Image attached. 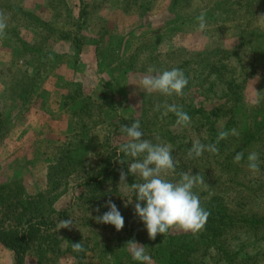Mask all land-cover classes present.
I'll list each match as a JSON object with an SVG mask.
<instances>
[{"label": "rangeland", "instance_id": "obj_1", "mask_svg": "<svg viewBox=\"0 0 264 264\" xmlns=\"http://www.w3.org/2000/svg\"><path fill=\"white\" fill-rule=\"evenodd\" d=\"M0 12L8 18L0 36V231H19L26 220L38 226L25 264H138L131 240L145 246L149 264H264V0H0ZM149 67L183 70L184 95L144 91ZM171 104L190 126L162 117ZM137 120L143 139L172 145L176 172L165 179L200 174V200L234 216L209 231L214 242L201 236L210 221L196 234L148 237L135 194L119 187L134 159L119 152L127 142L120 128ZM232 129L238 135L221 140L219 154L188 158L194 141L212 144ZM250 152L259 156L255 173ZM126 182L142 181L128 173ZM108 200L124 217L120 231L96 220ZM68 219L73 226L58 230ZM79 242L85 251L77 253ZM170 250L178 256L169 259ZM0 264H14L1 244Z\"/></svg>", "mask_w": 264, "mask_h": 264}, {"label": "clouds", "instance_id": "obj_2", "mask_svg": "<svg viewBox=\"0 0 264 264\" xmlns=\"http://www.w3.org/2000/svg\"><path fill=\"white\" fill-rule=\"evenodd\" d=\"M7 17L0 12V36L5 34L7 28ZM197 20L199 30L205 31L207 20L205 13H201ZM258 20L264 24V14L258 16ZM140 87L151 94L158 92L165 96H183L184 89L188 85L183 70L173 68L171 70L158 71L155 67L148 68V74L142 76L139 81ZM165 111L162 117L173 113L177 117L176 125L188 127L191 124V117L183 111L182 107L171 104L164 106ZM160 106L156 107L159 111ZM120 131L127 137V142L123 143L119 152L126 157L134 158L128 166V173L138 176L142 182L127 184V175L123 170L120 172L119 187L130 188L135 194V214L145 225L148 237L155 240L157 235H165L170 229H180L184 232L196 234L203 230L210 212L201 205L199 195L194 192L198 185H204V177L192 175L191 172L180 173L179 180L173 182L165 177L175 174L176 161L172 155V145L167 143L153 144L149 140L143 139L139 120L131 123L130 126L121 125ZM238 135L235 129L221 131L215 143L205 145L199 140L192 143L187 156L188 158H198L205 151L212 154H219L218 144L221 140L227 139L229 135ZM159 140V137H157ZM244 158V154L237 153L234 163H239ZM248 168L251 172L259 171V156L256 152H250L247 156ZM123 164L124 161L120 160ZM143 202V203H142ZM108 211L101 216H97L98 223L110 224L120 231L124 227V217L117 205L108 200L106 205ZM99 211V208L96 209ZM73 226L71 219L60 220L57 228L70 229ZM132 259L138 264H149L151 256L147 254L145 246L135 240L127 243ZM73 251L79 253L85 251L81 242L72 244Z\"/></svg>", "mask_w": 264, "mask_h": 264}, {"label": "trees", "instance_id": "obj_3", "mask_svg": "<svg viewBox=\"0 0 264 264\" xmlns=\"http://www.w3.org/2000/svg\"><path fill=\"white\" fill-rule=\"evenodd\" d=\"M201 204H206L205 209L211 214L207 221L210 223L207 226L208 232H203L201 236L208 242H214L217 236V231L211 229H224L229 225H233L234 216L232 213L228 212L226 209L214 210L210 205V202L201 201ZM24 227L20 228L19 231H0V244L11 250L14 254V264H25V256L28 252L31 241L34 239L36 232L38 231V226L31 221H24ZM175 251H169V259L174 258ZM177 262L180 259H175Z\"/></svg>", "mask_w": 264, "mask_h": 264}]
</instances>
